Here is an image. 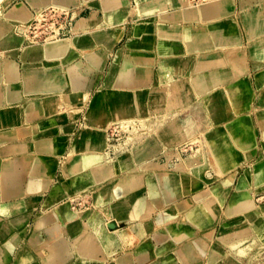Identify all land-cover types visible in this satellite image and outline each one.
<instances>
[{"label":"crops","instance_id":"obj_1","mask_svg":"<svg viewBox=\"0 0 264 264\" xmlns=\"http://www.w3.org/2000/svg\"><path fill=\"white\" fill-rule=\"evenodd\" d=\"M114 1L119 3L111 7L112 11L123 8L131 13L125 17L120 39L110 46H72L65 55L54 58L35 56L25 50V43L17 50H0V249L11 246L0 264H22L23 259L25 264H49L51 247L57 242L69 251L59 264H230L231 255L244 252L240 246L244 236L227 231L232 241H219L221 231H214L219 215L201 209L204 205L209 208L213 201L223 203L237 174L200 193L201 186L211 183L208 178L199 173L180 174L181 165L174 166L169 160L163 164L162 157L173 154L176 158L175 147L201 128L199 117L209 115L219 122L230 116V107L236 118L228 133L212 144L215 154L221 143L231 141L229 149L235 162L220 173L235 169L241 159L246 161L247 154L256 151L254 127L249 118L241 116L256 103V86L259 91L264 89V3L231 0L222 7L214 4L182 10L190 6L181 0L178 6L173 0H162V7L150 11L147 8L152 0H145L134 11ZM107 8L101 6L104 18ZM171 8H175L173 12ZM237 10L241 11L239 21L233 18ZM150 12H160L155 16L163 22L154 48L159 69H151L150 58L145 55L151 53L149 38L142 34L154 23L139 22L108 68L105 96L98 98L101 95L97 94L91 102L78 106L79 114L71 112V107L81 104L72 99L77 90L74 81L79 82V91L90 96L93 76L105 68L113 48L124 41L128 16L135 13V21H142ZM92 18L104 21L95 16L86 19ZM177 22L183 23L181 33H176ZM5 35L11 36L9 32ZM166 46L175 48V53L162 51ZM181 52L188 58L182 57V67L173 68L172 61ZM95 54L103 66L91 69L87 56ZM114 65L120 74L108 87L107 77ZM254 72L258 74L255 83ZM153 73L159 85L156 95L150 78ZM137 92L141 96L134 107L145 117H155L152 126L154 122L157 126L163 114L170 118L167 125L157 126L155 134L138 143L142 144L137 148L139 157L135 154L125 165L118 163L119 157H108L104 129L115 120L113 109L122 96L128 93L134 97ZM258 105L264 107V98L257 101ZM192 106L197 108L189 119L179 118ZM102 109L107 118L100 117ZM216 187L215 198L212 191ZM237 189L233 199L238 196ZM90 191L94 210L82 211L80 217L61 209L68 197ZM68 216L77 220L74 225Z\"/></svg>","mask_w":264,"mask_h":264},{"label":"rangeland","instance_id":"obj_2","mask_svg":"<svg viewBox=\"0 0 264 264\" xmlns=\"http://www.w3.org/2000/svg\"><path fill=\"white\" fill-rule=\"evenodd\" d=\"M39 1L40 3L37 4L38 6H34L30 3V0H0V24H1L0 26H5L11 22L9 19V15L17 11L16 9H25L31 12L30 13L28 11L30 15L32 14L31 20L29 21L28 24H21V23L13 24L11 27V30L9 31V36L11 34L10 37L15 36L19 38L21 42L19 46L22 43H25V50L29 49L32 46H36V45L42 46V47L44 46L54 47L55 45L60 44L61 42L67 43L65 41H71L78 34H89L93 32L94 30H99V29L109 30V26L106 22L107 10L105 13V18H104V11L101 9V6L103 7L107 6L106 4L109 0H71L70 4H73V2L75 1H76V4L75 5L69 4L68 7H64V8L55 5V3L52 0H39ZM119 1H121V4H123L122 6H130L131 8H133L134 11L136 10L138 5H143L145 3V0H119ZM177 1L179 0H173L172 3L178 6ZM189 1H190V5L192 6L186 9L182 7V10H194L196 8H199L198 6L202 7L206 4L214 5L219 2V0H189ZM234 1L238 2V0H234ZM261 2L264 3V0H261ZM100 3H104L105 5H99ZM259 8L262 9V6L260 4H259ZM48 9H55L61 12L69 10L70 14H69L68 23H70V25L68 24V28L64 32L66 37H64L63 39L52 41V42L48 41L47 43L42 44V43H39L31 39L27 35V32L32 22L35 20L37 14H39L38 18H40L41 17L40 13ZM147 9H149L150 11H154L155 6L152 4H149V8ZM174 9L175 8H171L169 9V11L173 12ZM112 12L116 14V16H119L121 19L125 21L126 13L128 14L131 13V10L120 8V9H115ZM156 13H160V12H150L148 14H145L144 15L145 19H143L142 21H135V19L137 18L135 13L128 16L127 24H126V35L124 36V41L120 42L119 44L116 45V47L113 48V51L109 55V60L105 68L95 73V75L93 76L94 83L91 86L92 93L90 94V96H87L86 101L82 102V104L77 103L74 107H71L70 109L71 112L79 114L81 110H77L78 106L80 105L83 106V105H86L87 102H91L93 97H95V95L97 94L101 95L98 98L105 96L107 91L103 89V86H104V82L106 81L108 68L110 64L112 63L115 55L120 52L122 47L129 40L128 35L130 34L132 27H134V25H137V23L139 22L146 21V22L154 23L153 26H150L149 30H146V31L144 30L142 34L147 36L146 38H149V45L151 48L150 49L151 53L145 54V55L147 56V58H150L151 69H153V71H155L156 69L157 70L159 69L158 68L159 58L154 48L156 44L155 40L158 38V33H159L158 27L160 24H163V22H161V20H159L157 16H155ZM58 15L59 14H55V12L50 14V16L48 17V21L46 22L47 27L52 26V24H56V26L59 27L60 24L66 21L64 20L65 17L60 18ZM93 16L97 17L99 20H102L104 18V21L100 22V21H97L95 18L86 19V18H90ZM240 17H241V11L237 10L235 15H233V18L234 19L237 18V21H239L238 18ZM77 21H78L77 26H75ZM172 23L173 22H170V24ZM177 24L179 25V27L176 28L177 29L176 33H181L184 28V26L181 25L183 23L179 24V22H177ZM78 25H79V28H77ZM82 25L84 26L82 27ZM88 29H91V30H88ZM124 29H125V22H124L123 31ZM242 32H243V28H242ZM262 37L264 38V34L262 35ZM179 43L181 42L179 41ZM182 57H187V56L186 54L184 55V53L181 52L177 56L176 60L174 62L172 61L173 68L178 69L182 67L180 66L181 64L179 63ZM247 58H249V56H247ZM100 64L101 66H95L94 68H91V69L102 67L103 66L102 59L100 60ZM161 74L163 75V73ZM153 75L154 73L150 76L152 81H154V87H153L154 89L152 92H154L156 95L158 94L159 85L156 84L157 78L154 77ZM257 76L258 74L254 72L253 73L254 83L257 81ZM256 96H257L256 103L248 106L247 110H245V113L241 116V117L249 118L251 120V124L253 125L254 131H255L256 151H253L252 153L247 154L246 161L241 159L238 166L235 169L219 177L215 175L217 174V172H215L217 162H216V158L214 154V149H215L213 148L214 144H212L214 141L219 142L221 137H223L224 135L228 133V129H227L228 126L231 123H233L234 118H236L235 114L232 113L234 112L233 107H230L229 109L231 113L230 116L219 122H215V120L212 121L209 115L208 116L200 115L202 117H199L198 124L201 128H198L196 129V131H194L193 137L191 139L184 141L183 143L178 144L175 147L178 151L176 152L178 153L176 158H173L174 156L173 154H171L169 157L167 155V159L162 157L163 164L167 163L169 160V162L173 164L174 166L181 165V167L183 168V172L180 174L189 175L191 173H195V174L202 173L201 176H204L208 179L213 178L210 184H207V185L204 184L203 186H201V188L199 189L200 193L208 192L209 189L218 185L220 181L229 178V176L232 174H235V173L237 174L238 179L236 180L235 185L232 184L231 187L229 188L227 199L223 203L220 200L213 201L211 202L212 207L210 205L209 208L206 209L207 211H210L211 213H213L215 216L219 215V220H217V222H215L214 224V231L220 232L221 229L224 228L226 231H229L231 235H233L234 233V235L236 236L237 235L244 236V239L240 241V246L242 245L241 248H243L244 252H241V255L239 256H237L236 254L234 256L231 255L230 264H264V212L258 210L257 213L255 212V214L246 213L247 215L244 216L242 213L240 214L236 213L234 215L233 213H231L232 208L229 207L236 193V189L239 186L241 179L243 178H245L246 180V183L243 186V188L246 190L245 193L251 198L255 207L257 208L264 204V189H263L264 179H261L262 177H264V107L259 106V105L257 106V101L260 98H264V89L259 91L256 86ZM196 108L197 106L196 107L192 106V107H188L187 109H184L179 115V118L181 117L184 120L189 119V117H191V114L193 113V109H196ZM169 118L170 117H168L167 115H164V114L161 115L160 121H158L157 123L158 128H161L167 125V123L169 122ZM151 119L155 121L154 116H151L150 118V117H145L144 115L140 116L139 114H136L135 120L132 121L133 123H130L128 125L124 124L123 126H120L119 123H113L108 130H104L106 134V138H107V142L105 143V145L107 146V149H108L106 151L108 157L112 159H116L119 157V158H122L123 160L130 155L131 149L134 150L136 154L138 151L137 148L140 145H142L138 143L139 142L141 143V141L143 142V140L146 141L147 139H149L151 134L152 133L155 134V132L158 129L156 128L157 126L155 127V122H154V125L152 126ZM188 125L189 123H187V125L185 124V126H188ZM114 127L115 129H117V127L121 128L122 133L118 134L116 132L110 131ZM101 133L102 135L104 134L103 131H101ZM147 136L148 138L146 139ZM174 166H172V168ZM91 192L92 191L88 192L87 194H83V195L79 194L80 196L77 198L75 202L68 201V200H70V198L72 197L73 198L76 197V195L68 197L67 201L70 204H67V205L73 211L86 212V211L94 210L95 209V205L93 201L94 195ZM228 210H230V213H227ZM237 216H239V218L240 216L241 217L244 216L245 221H242V223L240 224L237 222L234 223L235 219H237ZM7 254L8 253L5 254L4 260Z\"/></svg>","mask_w":264,"mask_h":264},{"label":"bare ground","instance_id":"obj_3","mask_svg":"<svg viewBox=\"0 0 264 264\" xmlns=\"http://www.w3.org/2000/svg\"><path fill=\"white\" fill-rule=\"evenodd\" d=\"M55 5L59 6V7H68L69 4L71 3V0H52ZM113 0H109L107 2L106 5H108V8L106 9L107 10V15H106V22L109 26V30H94L93 32L89 33V34H78L76 35V37L74 39H72L71 41H65L67 43H60V44H57L55 45L54 47H47V46H32L30 47L29 51L33 52V54L35 56H48L49 58H54V57H57V56H62V55H65L69 49L72 47V46H75V47H81V46H84V45H89V44H94V43H97V44H104L106 46H110L112 43L116 42L118 39H120L122 33H123V28H124V20L121 19L119 16H116V14H114L111 10L113 8V6H115L117 3V1H114L112 3ZM182 1V4L183 5H189L190 7L192 5H190V1L189 0H181ZM207 2V1H205ZM203 2V3H205ZM232 1L231 0H219V2L217 3L218 5H230ZM30 3L34 6H38L37 4L40 3L39 0H30ZM152 5L155 6V10H157L159 7H162V5L164 4V1L162 0H159L157 2H154L152 0V2L150 3ZM167 4V3H166ZM208 5V4H206ZM112 7V8H111ZM199 8L201 6H198ZM151 8V7H150ZM199 8H196V9H199ZM200 10V9H199ZM199 12V11H198ZM128 13H126L127 15ZM205 15H207V11L204 13ZM32 15V14H31ZM31 15L30 13H28L27 10L25 9H18L17 11H15L14 13H11L9 15V19H10V23H8L7 25L5 26H0V50L2 51H6L7 49H14L16 50L17 46H19V44L21 43L19 38L18 37H7V38H4L6 35L7 32H9L11 30V27L13 24H18V23H21V24H28L29 21L31 20ZM251 19V18H250ZM89 21V20H88ZM250 21V20H249ZM84 25H82L83 27ZM93 27V26H92ZM79 28V25L78 27ZM258 29V28H257ZM23 30V29H22ZM254 31V30H253ZM260 35V34H259ZM8 36V35H7ZM198 46V45H197ZM92 50V49H91ZM162 51H165V52H174L175 53V48L173 47H164ZM30 52V53H31ZM96 52V51H95ZM84 53V52H83ZM263 54V53H262ZM39 58V57H38ZM31 60V59H30ZM33 60V59H32ZM100 60H101V57H99L98 55H89L87 56V61L89 62V65L91 66V68H94L95 66H101L100 64ZM65 61V60H64ZM30 62V61H28ZM42 63V62H41ZM66 64V63H65ZM64 64V65H65ZM52 66V65H51ZM53 67V66H52ZM74 67V66H73ZM121 67V66H120ZM37 70V69H36ZM35 70V71H36ZM49 74V73H48ZM120 74L119 72V67L117 65H114V68L111 70L110 74L108 75V87H112L114 81H116V78L117 76ZM7 77V76H6ZM14 77V76H13ZM17 79V78H16ZM58 79V78H57ZM15 80V79H14ZM183 80V79H182ZM83 81V80H82ZM135 83H137L136 80H134ZM25 83V82H24ZM61 83V82H60ZM64 83V82H63ZM124 83V82H123ZM12 84V83H11ZM51 84V83H50ZM182 84V83H181ZM74 87L77 89L75 92L76 94L74 95L73 99H78L79 101H81V104L82 102L86 101L87 99V96L88 94L87 93H82L81 91L78 90V88L80 87V84L77 80L74 81L73 83ZM63 86V85H62ZM26 90V89H25ZM68 90V89H67ZM174 90L175 91H178V88H177V85L174 83ZM16 92V90H14ZM45 91V90H44ZM48 91V90H47ZM58 91V90H57ZM32 92V91H31ZM41 92V91H40ZM3 93V92H2ZM29 94V93H28ZM59 94V93H58ZM64 94V93H63ZM67 94V93H66ZM132 94V93H131ZM141 92H137L136 95L134 97H131L128 93L123 95L120 100L119 103L116 104L115 108L113 109L114 110V113H113V116L115 117V120L108 123L107 126L105 127L104 130H108L110 128V126L113 124V123H119L120 126H123L124 124L128 125L130 123H133L132 121L135 120V116L136 114H139L140 116H142L141 112L137 109H135V101L136 99H139V97L141 96L140 95ZM130 96L131 98L127 97V96ZM117 96V95H116ZM40 97V96H39ZM45 97V96H44ZM171 97V95H170ZM162 98V97H161ZM174 98V97H173ZM116 99V98H115ZM160 100V99H159ZM21 102V101H20ZM23 102V101H22ZM164 102V101H163ZM19 103V102H18ZM159 104V103H158ZM177 102L174 104L177 106ZM18 105V104H17ZM12 106V105H11ZM140 106V105H139ZM161 107V106H160ZM159 107V108H160ZM222 107V106H221ZM142 111V110H141ZM98 112V111H97ZM144 112V111H143ZM158 113V112H157ZM184 114V113H183ZM157 116V115H156ZM100 117L102 119L104 118H107L106 115H105V110L102 109L101 110V113H100ZM262 119V118H261ZM90 120V119H89ZM108 120V119H106ZM160 121V120H159ZM106 122V121H105ZM142 123V122H140ZM135 124V123H134ZM125 127V126H124ZM124 129V128H122ZM128 129V128H127ZM243 141V140H242ZM204 142V141H203ZM210 144V143H209ZM233 146V143L231 141L227 142V143H221L219 145V147H217V149L215 150V156H216V159L217 161L219 162V167H217L218 169L215 171L217 172V175L218 177L221 176L222 174L220 173L221 171L223 170H229L230 168V165L235 162V158L231 155L230 153V149L231 147ZM204 148V147H203ZM230 148V149H229ZM209 151V150H208ZM208 153V152H207ZM152 154V151L150 153V155ZM153 155V154H152ZM132 157H135V151L131 149V153L130 155L123 159L120 158L119 159V162L118 163H121V164H125L127 162H129L131 160ZM136 157L138 158V154L136 155ZM208 157V156H207ZM140 162V161H139ZM153 165V164H152ZM210 165V164H209ZM216 165V164H215ZM214 166V165H213ZM217 166V165H216ZM132 167V166H131ZM150 167V166H149ZM148 168V167H147ZM185 168V167H184ZM212 168V167H211ZM118 169V168H117ZM214 172V173H215ZM198 173V172H197ZM259 173V172H258ZM202 174V173H201ZM199 174V175H201ZM152 175V173H151ZM161 175V174H160ZM233 174L230 176L229 179L233 178ZM216 178V177H215ZM18 179V178H17ZM170 179V178H169ZM213 178H211L210 180L207 179V181H212ZM261 179H264V177H262ZM231 181V180H229ZM185 183V182H184ZM188 183V182H187ZM246 183V180L245 178H243V180H241V184H240V188L237 189V194L238 196H236L234 199H232L231 203H230V208H232V212L234 215L236 213L240 214L242 213L244 216L247 215L246 213H250V214H255V212L257 213L258 210L260 211H263L264 212V204L259 206V207H255L253 201L251 200V198L245 193V189L243 188L244 184ZM142 186V185H141ZM259 186V185H258ZM264 187V185H263ZM218 188L219 187H216V189L214 188L213 191H212V197H215L216 195H218ZM183 189H186L184 187L181 188V190ZM264 189V188H263ZM260 190V189H259ZM168 191V190H167ZM161 192V191H160ZM259 192V191H258ZM93 194V192H91ZM168 193V192H167ZM87 194V193H85ZM94 195V194H93ZM175 195V194H174ZM222 195V193H221ZM170 196V195H168ZM79 196L77 197H72L70 198V200L68 201H72V202H75L77 200ZM115 197V196H114ZM101 198V197H100ZM169 198V197H167ZM166 198V199H167ZM216 198V197H215ZM115 199V198H114ZM165 199V200H166ZM224 199V198H223ZM128 200V199H127ZM171 200V199H170ZM65 202L62 205L61 209H63V211L65 212H68L70 215H79L80 217L83 215V213L81 211H72V209L67 205V204H70L69 202ZM129 201V200H128ZM104 203V202H103ZM102 203V204H103ZM166 203V202H165ZM164 203V204H165ZM101 204V203H100ZM188 205V204H187ZM211 207H212V204H210ZM209 205V206H210ZM100 206V205H99ZM214 206V205H213ZM162 207V206H161ZM208 206L204 205L202 206V209H208L207 208ZM140 208V207H139ZM99 209V208H98ZM60 211V210H59ZM102 212V211H101ZM208 213V212H207ZM61 214V213H60ZM167 214V213H166ZM226 214V213H225ZM47 215V214H46ZM242 216V215H241ZM240 219L239 216H237V219H235L234 223H242V221H245V217H241ZM100 217V216H99ZM248 217V216H247ZM72 216H68L67 217V220H69V222L74 225L76 223L77 220H72ZM244 219V220H243ZM66 220V219H65ZM109 220V219H108ZM185 221V220H184ZM17 222V221H16ZM43 222V221H42ZM21 223V222H20ZM250 223V222H249ZM176 225V224H175ZM142 226V225H141ZM169 225H167L168 227ZM245 227V226H244ZM247 227V226H246ZM63 229V228H62ZM163 229V228H162ZM46 230V229H45ZM256 230V229H255ZM129 232V231H128ZM131 232V231H130ZM227 231L222 229L221 230V233H220V238H219V241H232L231 238H228ZM167 233V232H166ZM172 233V232H171ZM176 233V232H175ZM191 233V232H190ZM258 233V232H257ZM260 233V232H259ZM63 234V233H62ZM93 234V233H92ZM113 234V233H112ZM90 235V234H89ZM137 235V234H136ZM170 235V234H169ZM148 236V235H147ZM158 236V235H157ZM263 236V235H262ZM92 237V236H91ZM146 238V237H145ZM154 238V237H153ZM54 239V238H53ZM65 239V238H64ZM263 239V238H262ZM83 240V239H82ZM81 240V242H82ZM90 240V239H89ZM119 240V238H118ZM154 240V239H153ZM49 241V240H48ZM59 241V240H58ZM97 241V239L95 240V242ZM178 242V241H177ZM67 243V242H66ZM83 243V242H82ZM232 244V243H231ZM67 245V244H66ZM95 245V244H94ZM98 245V244H97ZM157 245V244H156ZM81 246V245H80ZM168 246V245H167ZM174 246V245H173ZM46 247V246H45ZM68 247V246H67ZM77 247V246H76ZM97 247V246H96ZM99 247V246H98ZM163 247V246H162ZM204 247V246H203ZM66 248V247H65ZM62 243L61 242H57V244L53 245L51 247V257H50V262L49 264H59L61 262H63V260L65 259V257H67V255H69V251L68 249L66 250ZM200 248V247H199ZM105 249V248H104ZM70 250V249H69ZM98 250V249H97ZM166 250V249H165ZM26 251H28L26 249ZM44 251V250H43ZM83 251V250H82ZM167 251V250H166ZM11 252V246L8 245V246H5V247H2L0 249V261H2L1 259L5 256L6 253H9ZM29 252V251H28ZM73 252V251H72ZM42 253V252H41ZM84 253V252H83ZM82 253V254H83ZM199 253V252H198ZM136 254V253H135ZM46 255V254H45ZM156 255V254H155ZM28 257V256H27ZM86 257V256H85ZM145 257V256H144ZM92 258V257H91ZM152 259V258H151ZM67 260V259H66ZM65 260V261H66ZM96 260V258H95ZM178 262V261H177ZM22 264H25L26 263V260L23 259ZM165 264V263H164Z\"/></svg>","mask_w":264,"mask_h":264},{"label":"built area","instance_id":"obj_4","mask_svg":"<svg viewBox=\"0 0 264 264\" xmlns=\"http://www.w3.org/2000/svg\"><path fill=\"white\" fill-rule=\"evenodd\" d=\"M53 12H55V14H59L58 16L60 18L65 17L64 20L66 21L60 24L59 27H57L56 24H52V26L47 27L46 22L48 21V17L50 16V14H52ZM69 14H70L69 10L63 11V12L57 11L55 9H48V10L42 11L40 13L41 17L38 18L39 14H37L35 20L32 22L27 32V35L31 39L39 43H42V44L47 43L48 41L52 42L58 39H63L64 37H66L64 32L68 28V24L70 25V23H68ZM110 131L116 132L118 134L122 133V130L119 127H117V129H115L114 127Z\"/></svg>","mask_w":264,"mask_h":264}]
</instances>
